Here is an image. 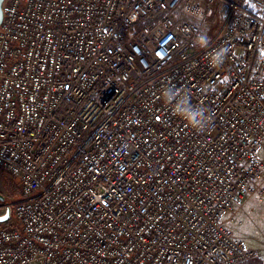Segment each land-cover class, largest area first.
<instances>
[{"label": "built area", "instance_id": "built-area-1", "mask_svg": "<svg viewBox=\"0 0 264 264\" xmlns=\"http://www.w3.org/2000/svg\"><path fill=\"white\" fill-rule=\"evenodd\" d=\"M222 21L206 38L201 20ZM0 264H240L264 196V0H4Z\"/></svg>", "mask_w": 264, "mask_h": 264}, {"label": "rangeland", "instance_id": "rangeland-1", "mask_svg": "<svg viewBox=\"0 0 264 264\" xmlns=\"http://www.w3.org/2000/svg\"><path fill=\"white\" fill-rule=\"evenodd\" d=\"M225 5L219 10V16L211 20L199 22L202 36L207 37L217 28L216 24L222 21ZM258 157L264 161V143L258 150ZM0 193L9 201L19 198V186L15 179L0 169ZM226 226L234 237L242 241L246 246L256 249L259 258L240 264H249L261 260L264 264V196L254 195L242 205L235 207L226 217Z\"/></svg>", "mask_w": 264, "mask_h": 264}, {"label": "water", "instance_id": "water-1", "mask_svg": "<svg viewBox=\"0 0 264 264\" xmlns=\"http://www.w3.org/2000/svg\"><path fill=\"white\" fill-rule=\"evenodd\" d=\"M3 2L4 0H0V24L3 19V10H2ZM4 201H5V197L0 193V202H4ZM10 217H11V209L10 207H8L6 213L3 216H0V223L6 222L7 220L10 219Z\"/></svg>", "mask_w": 264, "mask_h": 264}, {"label": "trees", "instance_id": "trees-1", "mask_svg": "<svg viewBox=\"0 0 264 264\" xmlns=\"http://www.w3.org/2000/svg\"><path fill=\"white\" fill-rule=\"evenodd\" d=\"M254 260V259H253ZM249 264H262V261L261 260H258V261H254V262H251Z\"/></svg>", "mask_w": 264, "mask_h": 264}]
</instances>
